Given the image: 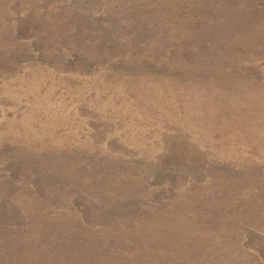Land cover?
<instances>
[{
	"label": "rangeland",
	"instance_id": "374dc122",
	"mask_svg": "<svg viewBox=\"0 0 264 264\" xmlns=\"http://www.w3.org/2000/svg\"><path fill=\"white\" fill-rule=\"evenodd\" d=\"M0 264H264V0H0Z\"/></svg>",
	"mask_w": 264,
	"mask_h": 264
}]
</instances>
